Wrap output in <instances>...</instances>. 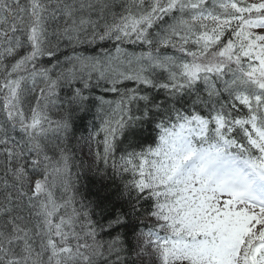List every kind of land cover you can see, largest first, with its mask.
<instances>
[{"label": "snow or ice", "instance_id": "snow-or-ice-1", "mask_svg": "<svg viewBox=\"0 0 264 264\" xmlns=\"http://www.w3.org/2000/svg\"><path fill=\"white\" fill-rule=\"evenodd\" d=\"M0 264H264V0H0Z\"/></svg>", "mask_w": 264, "mask_h": 264}]
</instances>
